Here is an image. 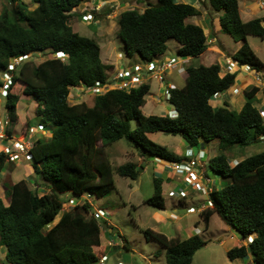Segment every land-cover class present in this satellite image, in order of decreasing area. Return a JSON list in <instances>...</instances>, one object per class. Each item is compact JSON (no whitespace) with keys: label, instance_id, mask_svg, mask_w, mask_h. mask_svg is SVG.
Returning a JSON list of instances; mask_svg holds the SVG:
<instances>
[{"label":"trees","instance_id":"16d2710c","mask_svg":"<svg viewBox=\"0 0 264 264\" xmlns=\"http://www.w3.org/2000/svg\"><path fill=\"white\" fill-rule=\"evenodd\" d=\"M4 1L0 13V72L14 58L35 52L52 56L33 68H23L19 77L14 73L16 67L3 100L11 123L16 124L19 95L15 88L23 79L22 94L36 101L38 125L50 135L49 139L34 140L30 159L25 161L32 174L48 186L47 195L39 196L22 179L6 187L7 204L0 199V249L6 248L5 264H97L104 254V249L99 254L94 252V248L101 249L97 219L89 213V204L83 203L62 212L54 223L68 202L62 196L80 199L87 193L100 199L114 191V170L103 149L121 139L145 159L181 162L180 157L148 138L153 133L179 136L187 148L218 142L219 152L209 159L208 169L228 183L208 194L212 206L200 214L204 228L215 213L242 239L253 235L251 243L233 247L226 257L232 262L250 256L253 264H264V150L232 165L224 154L228 148L248 147L264 137V121L254 106L259 88L245 90L246 102L238 112L230 110L226 102L213 108L210 100L234 85L236 73L221 76L219 64L200 65L186 69L182 88H169L168 102L177 113L175 118L142 114L150 90L146 83L129 91L110 89L94 96L91 106L70 105V88L90 89L96 82L102 85L109 81L110 66L101 62L98 43L79 36L69 25L73 11L83 3L90 5L91 0H31L35 5L31 10L23 0ZM206 1L213 12H222L218 17L220 31L242 42L231 59L262 73L264 64L246 38L264 40V17L244 22L238 0ZM93 7L88 6L81 16L96 15ZM199 13L192 4L157 0L142 12L132 9L120 13L116 37L128 58L136 56L145 63L164 55L170 40L179 46L177 57L196 58L208 48L203 29L188 22ZM99 19L96 16L94 21ZM57 53H63L65 60L55 58ZM131 121L137 123L133 130ZM6 158L1 152L0 172ZM115 172L131 180L138 177V167L131 162L118 166ZM162 182L153 178V194L144 201L158 210L165 209ZM142 234L146 241L164 249L166 264H192L195 253L205 245L198 235L180 240L150 229L142 230Z\"/></svg>","mask_w":264,"mask_h":264},{"label":"rangeland","instance_id":"374dc122","mask_svg":"<svg viewBox=\"0 0 264 264\" xmlns=\"http://www.w3.org/2000/svg\"><path fill=\"white\" fill-rule=\"evenodd\" d=\"M23 1L28 5L30 10L35 7V5L31 3V0ZM156 1L157 0H106L104 1L105 5L103 7H100L99 11H95L96 15H93V18L90 19V22L82 21L80 15H78L79 13H84L85 9L90 5H86L85 3H83L75 9L76 12L73 11L74 14L69 21L70 27H72L79 36L93 39L98 43V45L102 49L101 59L104 62L109 55L108 60L114 66L112 71H110V69L107 71V76L109 79L115 76L120 70L131 71L133 66L144 68L145 63L138 57H136L137 60L133 62L131 61V58L129 59L126 56L122 41L116 37V33L118 30V15L126 10L132 9H136L137 11L142 12L148 5H152L156 3ZM244 1L245 0H240V5L242 8V4H244ZM250 1L255 5L258 3L257 0ZM181 2L192 4L194 7H198L200 16L196 19L195 17H190L188 18V20L192 21V23L198 22L200 24H202L204 19L210 20L209 26H205L204 24L206 28L212 27V25L215 27L216 21H212V19H216L219 16H222V12H213L206 0H200L198 3L199 6L195 2V0H181ZM5 3L6 2L4 0H0V13L3 9V4ZM100 3L103 2L100 0H96L94 3H92V6ZM260 10L262 12L257 14L258 16L264 14V7ZM97 12L99 14H102V16L97 15ZM87 14L91 15L90 13ZM96 16L100 18L99 24H95L93 27H90L89 25L94 22ZM243 18L247 19L245 16H243ZM75 20L78 23L77 26L75 24ZM262 26L264 27V23H262ZM215 37L216 41L210 47H215L216 51H222L221 46H223V48L225 49V51H223L225 55L227 53L232 54L233 52L237 51L239 44L235 42L231 36L219 31ZM246 41L253 52L256 54V56L264 64V40L261 41V39L257 37L248 36L246 38ZM177 46L178 44L173 40H170L167 43V51L165 55L174 56V58L162 60L166 64L170 62L167 69H165V72L163 73L164 84L159 82V79L155 78L154 76L149 79L150 91L145 96V105L142 108V114L144 116H166L170 110H173V107L169 104L168 101L163 98L164 87L167 86L168 88H170L171 86H173L175 88H182L185 85L184 80L178 74V68L182 65H175V61H178L179 63L182 60V58L175 55V53L177 52ZM218 55L221 54L218 53ZM211 56L214 57V59L216 57V55L206 53V55L201 57V59H192L190 65L193 67L199 65H211L213 63V58ZM49 57L52 56L47 53H32L26 60H24L17 66L14 73L19 77L20 71L23 68H33L36 64ZM219 61L222 63V60ZM171 64H173V66H171ZM225 64L226 65H224L223 68H226L229 65L228 62H225ZM185 67H187V65H184V68ZM232 67L233 64H231L230 66V71L232 70ZM222 69H220V71ZM230 73L232 74L234 72ZM262 74L264 75V71ZM257 77L261 78V75H257L256 78ZM22 85L24 86L23 79L20 81L19 86L15 88L16 94L19 95V101L16 106V113L19 117V121L17 124H11L10 126L13 136L17 138L18 141H26L24 135V131L27 128L26 124H28L30 127H33L34 129H36L38 124V120L35 116L36 101L32 99L31 96L22 94ZM103 91L100 90V93H102ZM12 92L14 91L12 90ZM96 95L97 94H93L84 86L70 88L67 102L70 105L84 103L87 106H91L93 104L94 96ZM259 97L260 101H256L254 106L258 109H261L260 106L264 103V87H262L261 92L259 93ZM241 99L243 100L242 96ZM2 103L3 100L0 98V104ZM242 104L243 101L235 99L230 103L229 109L238 112L240 111ZM220 106L222 105L220 104ZM259 113L261 114V116H263L264 121V111H259ZM130 125L131 129L133 130L136 128L137 123L136 121H131ZM41 136L45 137V139H49L50 137L47 131H38V133L34 134V137L29 139V142H34L36 138ZM150 137L152 139V142L156 144L159 143L158 145L161 146L172 144V138H180L179 136H172L164 133H156L151 135ZM193 150L196 152V147L193 148ZM263 150L264 139L261 138L260 142L248 147L234 146L232 148H228L227 150H225L224 154L228 157V159L231 160V158H247ZM103 152L105 157L111 162V166L114 170L113 179L115 190L112 191L108 196L100 199H96L93 196L84 193L80 199L77 200L73 198L71 201L67 196L63 195V200H68V202L66 201V203L61 207V212L55 218L54 223L58 221L62 212H68L76 204H79V206L83 203L89 204V213L93 214L96 209H104L108 212V217L106 219L107 222L111 224L112 236H106L107 232H105V230H101V240L99 237V240L101 241V249L94 250L96 254H99L101 253V251L99 250L104 249V253L108 257V260L104 264H166L164 249L154 241H146L142 234V230L150 229L157 233H165L166 235H169V229L171 228V225L174 223V221L168 219V217L170 214H174L175 216L180 218L178 223L183 227H193L194 225H196L195 223L199 221V228L202 231L205 228L203 222H201L202 220L200 216L198 215V213L192 214L186 212L184 214H181L178 210L176 212H173L172 201L176 199H172L166 196V193L168 188H177V186L174 187L177 181H166L163 179V176L160 177L165 183L164 192L162 195L166 204L165 210H158L144 203V201L151 197L153 194V178L159 177V175L157 176L155 172L157 165L152 164L148 161L140 165L138 161V153L136 152L133 145L128 143L125 139H121L120 141L113 143L111 146L104 148ZM218 152L219 148L217 147V143H210L207 151L208 155L205 156V161L208 162V157L217 155ZM129 162L135 163L138 166V177L136 180L121 177L115 172V169L118 166ZM139 166H142V168H140ZM26 168H29V166L23 160H21V162L17 164L16 161H6L2 171L0 172V199L4 202V204L8 203V198L7 196H5V191L7 189L6 187L22 179L26 180L28 186L32 190L36 191L39 196L43 194L47 195L48 186L40 178H36L32 173H29ZM140 169L142 170L140 171ZM170 170H166L164 173H172V171ZM207 173L210 180H216L217 183H219L218 178L213 177L212 173L209 170ZM222 182L223 184H219V186L218 184H216L215 187L218 186L217 188L220 189V187L222 188L227 185L224 183V180ZM183 187L186 191V194L188 195V197L186 198V202L193 208L197 209L200 205V200L205 199V195L201 193H195L194 188H192L191 190L190 188H187L185 186ZM177 205L179 206L178 202ZM210 217V222L208 223L209 227H207L208 229L206 228L207 231L204 230L202 235L200 236V238L205 242V245L195 253L192 264H231V262L226 257V253L233 247H237L236 241L241 240V237L234 231H229L232 227L226 225L223 221H221L217 214L214 213ZM162 218L166 221H163ZM98 223L99 225L103 226V229L108 228L105 223H102L101 221H98ZM49 227H51V225ZM118 236L123 239L125 245H120L119 247H108L107 242L111 241L110 239L112 238V240H115L117 242ZM243 262L247 263L246 260H244ZM0 264H5L2 248L0 249ZM97 264L99 263L97 262Z\"/></svg>","mask_w":264,"mask_h":264},{"label":"crops","instance_id":"0c3cea01","mask_svg":"<svg viewBox=\"0 0 264 264\" xmlns=\"http://www.w3.org/2000/svg\"><path fill=\"white\" fill-rule=\"evenodd\" d=\"M176 3H183L181 2V0H175ZM198 5L199 1H195ZM238 3H239V14H240V17L242 19V21L244 22H247V21H250L252 19H255V18H261V17H264V14L263 15H260L258 16L257 14H259L260 12H262L257 4L255 5L254 3H252L250 0H245L244 1V4L243 5V8L241 7L240 5V0H238ZM199 6V5H198ZM196 8L198 9V7L196 6ZM76 12V11H75ZM74 14V13H73ZM255 14V15H254ZM79 15V14H78ZM254 15V16H252ZM73 16V15H72ZM71 16V17H72ZM76 16V15H75ZM200 16V13L198 16H195V19L198 18ZM243 16H245L247 19H244ZM81 17V15H80ZM99 21L100 20H95L91 25H89L90 27H93L95 24H99ZM212 21H216L215 22V27L212 25V27H208L206 28L205 26H209L210 25V20H206L204 19L202 24L198 23V22H195V23H192V21L188 20V22L192 23V24H195V25H198L200 26L203 31H204V34L206 36V42H207V50L200 56L196 57V58H182L181 62L178 63V61H175V65H182L181 67L178 68V74L181 76V78L184 80L185 82V78H186V69L188 67H193L191 66V61L192 59H201V57H203L204 55H206V53H209L211 55H216L215 59L214 57L213 58V63L212 64H219L220 68L222 69L225 64V62H230L232 61L231 59V56L235 53L233 52L232 54H226L223 53V51H225V49L223 48V46H221V50L222 51H216L215 47H210L214 44V42L216 41V34L220 31L219 30V24H218V18L216 19H212ZM86 23V22H84ZM75 24L76 26L78 25V23L76 22L75 20ZM205 24V26H204ZM99 27V26H98ZM97 27V28H98ZM72 28V27H71ZM100 28V27H99ZM98 28V29H99ZM73 30V28H72ZM73 32H76L73 30ZM263 41V40H261ZM239 44L238 48L241 46V41H238L237 42ZM179 46H177V49H178ZM100 48V60L103 64L105 65H108L110 66V71L113 70V64L109 62L108 58H109V55H108V58L106 59V61L104 62L102 59H101V54H102V49L101 47L99 46ZM237 48V50H238ZM216 51V52H215ZM221 54V55H218ZM176 55V53H175ZM256 55V54H255ZM171 57H174V56H168V55H161V59H170ZM158 58V57H157ZM130 59V58H129ZM137 59H136V56L132 57L131 58V61L135 62ZM215 60V61H214ZM217 60V61H216ZM219 60H222V63L219 61ZM206 64H210V63H206ZM211 64V65H212ZM184 65H187V67L184 68ZM200 66V65H199ZM203 66V65H202ZM210 66V65H208ZM195 67H198V66H195ZM165 72V71H164ZM231 72H234L236 73V77H235V83L233 86H231L228 90H226L225 92L221 93V95L215 100L213 99L212 101H210V105L213 107V108H216V107H221V105H223L224 102H226L228 105H229V108H230V103L233 102L235 99H239L241 101H243V104L242 106L244 105V103L246 102V97H245V90L247 88H249L250 86H256L259 88V90L257 91L256 95H255V98H256V101H260V97H259V93L261 92V89L262 87H264V75L262 73H256L252 70H250L248 67L246 66H237L235 65V63L233 64V67H232V70ZM226 73V69L224 70V68L221 70L220 72V75L223 76L224 74ZM257 75H261V78H256ZM145 81L144 83L148 84L150 86V83H149V79H150V76L144 78ZM170 88H175L173 86H171ZM150 91V90H149ZM241 96L243 97V100L241 99ZM75 98V97H74ZM221 98V99H220ZM256 103V102H255ZM254 103V104H255ZM216 106V107H215ZM241 106V108H242ZM143 108V107H142ZM142 108H141V112H142ZM240 108V109H241ZM257 108V107H256ZM261 109H258L260 112H263L264 111V103L261 104L260 106ZM17 114V113H16ZM166 116H169V117H175L176 116V111L173 109V110H170L168 112V114ZM17 123L19 121V117L17 115ZM263 118V116H262ZM16 123V124H17ZM153 134H156V133H153ZM153 134H148V138L150 140L151 139V135ZM166 138V137H164ZM170 139V138H169ZM173 143L170 144V145H163L165 148H167L170 152H172L173 154H175L176 156L180 157L181 158V161L184 162L186 159L184 158V154H185V151L187 150V146L185 145L184 141L181 139V138H172ZM210 143H217V147H218V142L217 141H211L209 143H199L197 146H196V149L197 151L195 152L192 149V153L194 155L195 158L198 159L199 161V167L202 169L203 173L208 176V162L205 161V156L208 155L207 151H208V147L210 145ZM159 144V143H157ZM195 148V147H194ZM136 150V149H135ZM136 152L138 153V151L136 150ZM139 157H138V161H139V164L142 165L143 163H145L146 161L148 162H151L152 164H155L157 165V168L155 169V172H156V175L158 176L159 175V179H161L163 181L166 180V181H177L176 184L174 185L175 186H178V188H181L183 185H182V182L179 181V179L177 177H173L172 173H168V174H165L164 172L166 170L169 171V165H168V162L166 161H163V160H160L158 158H153V159H145L144 157H141V155L138 153ZM216 155H213V156H209L208 158L211 159L212 157H214ZM208 159V161H209ZM242 159L244 158H231V160H234L236 162L238 161H241ZM230 160V159H229ZM205 161V162H204ZM135 164V163H134ZM136 165V164H135ZM29 166V165H28ZM137 166V165H136ZM138 167V166H137ZM30 168V166H29ZM29 168H26V170L29 172V173H32L31 172V169ZM210 171V170H209ZM160 176H163V179L160 177ZM213 177H217L218 180H219V183H217L216 180H210L212 182V185H213V189H219L217 188L219 186V184H223V180L225 181L224 183L227 184L228 181L225 180V179H222L221 177H219L218 175H212ZM216 184H218L217 187ZM164 186H165V183L162 182V185H161V188H162V195H163V192H164ZM221 188V187H220ZM168 190H170L168 188ZM167 190V191H168ZM165 195V193H164ZM207 195H205V199L204 200H200V205L197 209H195V211L192 213H198L199 216L200 215V212L202 210H204L205 208H207V205H201V203L203 202H206L207 201ZM173 199V198H172ZM172 209H173V212H176L177 210L181 213V214H184L186 213L185 210L189 207H192L191 205H189L187 202H186V198L182 199V200H174L172 201ZM177 202L179 203V206L177 205ZM164 205H165V208H166V204L164 202ZM101 209V208H99ZM104 210V209H102ZM165 210V209H164ZM201 218V217H200ZM211 218V217H210ZM210 218H209V222H210ZM166 219V218H165ZM168 219L170 220H173L174 223L171 225V228L169 229V235H166L165 233L163 234L164 236H166L168 239L170 238H177V239H180V240H183V239H187L193 235H198V236H201L203 231L207 229H203L202 231L200 230L199 228V221L196 222L193 227H183L181 226V224L178 223V221L180 220L179 217L175 216L174 214H170ZM163 221H166L162 218ZM176 221V223H175ZM201 221V220H200ZM202 222V221H201ZM109 226H111L110 223H108ZM195 227L198 231V234L196 233L195 231ZM208 227H209V224H208ZM205 231V232H206ZM229 231H234L235 233H237L235 230H233L231 228V230ZM109 234H111L112 236V233H106V236H108ZM238 234V233H237ZM119 235V234H118ZM239 235V234H238ZM240 236V235H239ZM235 237V236H233ZM251 238H253L254 236L251 235L250 236ZM100 240H101V237H100ZM246 240L242 239L241 240H237L236 241V244H237V247L241 246V245H246ZM100 246H101V241H100ZM116 247H119V246H116ZM2 248V253H3V258L5 257V253H6V249L5 247H1ZM98 248V247H97ZM125 248V247H123ZM96 249V248H94ZM246 260L247 263H244L243 261ZM231 264H253V261H252V258L250 256H247L246 258H241V259H235L231 262Z\"/></svg>","mask_w":264,"mask_h":264},{"label":"built area","instance_id":"2783aa9c","mask_svg":"<svg viewBox=\"0 0 264 264\" xmlns=\"http://www.w3.org/2000/svg\"><path fill=\"white\" fill-rule=\"evenodd\" d=\"M96 0H91L89 2L90 6L92 3H94ZM103 3L96 4L93 7V11H99L100 7H103L104 0H100ZM258 5L260 8L264 7V0H257ZM92 14H84L82 16V21H89L92 18ZM56 58H60L62 61L65 60V56L62 53L56 54L54 56ZM27 56H22L18 58H14L10 60L9 65L7 66V69L0 72V98L3 100L6 97L7 90L12 84V72L15 70V68L19 65L20 62L25 60ZM170 63V62H169ZM168 64L164 63V61H150L144 63V68H141L139 66H133L132 70H120L117 72L115 76L111 78V82L108 84L101 85L98 82L95 83V86L90 88L89 91H91L93 94H100V90H104L103 92L115 88L118 90H124L128 91L130 89L138 87L142 83V76L144 75H153L155 78L159 79L158 81L164 84L163 79V71L167 69ZM228 66L225 68L227 71H230L231 64L228 62ZM218 97V94L214 95V98ZM163 98L168 101L169 100V89L167 86L164 87L163 92ZM10 117L8 115V112L4 106V101L2 104H0V153H4L7 157L5 161L11 162L16 161L17 163H20L21 160L27 161L30 159L29 155V149L32 146V142H29V139L34 137V134L38 133V131H43L44 129L41 126H37L36 129L33 127H27L24 131L25 140L18 141L17 138H15L12 134V131L10 129L11 126ZM264 139V138H263ZM185 162L181 163H173L170 165V169L173 173L179 175L181 177V181L183 182L185 187H189L191 190L194 188V192L201 193L204 195H208L212 191V187L210 184H212L211 181L208 180L207 176L203 173L202 169L199 167V161L197 158L193 156V153L191 150H186L185 152ZM229 162V160H228ZM230 164H236L234 161H230ZM168 197H175L179 199L186 198L188 195L186 194V191L181 187L175 190H170L167 193ZM83 199V198H82ZM78 200V199H77ZM72 201V199H71ZM88 202V201H87ZM207 205H211L209 201L206 202ZM195 210L192 207H189L186 209L185 212L187 213H193ZM94 217L101 221L102 223H105L108 228L103 229L101 225H99L100 231L105 230V232L111 233V226L108 225L107 217L108 212L106 210L102 209H96L94 212ZM196 233H198L197 229H195ZM109 237L111 234L108 235ZM113 239V238H112ZM107 242L108 247H116L120 245H124V241L121 239V237L118 236V241L112 240ZM249 242H251V239H249ZM108 260V257L106 254H102L99 257L98 263L104 264ZM121 264V263H118Z\"/></svg>","mask_w":264,"mask_h":264},{"label":"clouds","instance_id":"9594fccd","mask_svg":"<svg viewBox=\"0 0 264 264\" xmlns=\"http://www.w3.org/2000/svg\"><path fill=\"white\" fill-rule=\"evenodd\" d=\"M104 1H106V0H104ZM100 4H101V3H100ZM257 6L259 7L258 3H257ZM259 8H260V7H259ZM108 13H109V12H108ZM81 14H82V13H79V15H81ZM98 14H99V13H98ZM99 15H101V14H99ZM82 16H83V15H82ZM82 16H81V20H82ZM92 16H93V15H92ZM92 18H93V17H92ZM88 22H90V20H89ZM57 54H58V53H57ZM62 54H63V53H62ZM63 55H64V54H63ZM54 56H56V54H55ZM64 56H65V55H64ZM27 58H28V56H27ZM27 58H26V59H27ZM55 58H56V57H55ZM65 58H66V57H65ZM173 58H174V57H171L170 59H173ZM26 59H25V60H26ZM58 59H60V58H58ZM156 60L161 61V60H165V59H161V56H159L158 58H155V59H153L152 61H156ZM23 61H24V60H23ZM231 62H232V63H235V65L239 66V65L236 63V61L232 60ZM171 66H173V64H171ZM243 66H246V65H243ZM246 67H248V66H246ZM248 68H249V67H248ZM224 70H225V68H224ZM164 71H165V70H164ZM164 71H163V73H164ZM1 72H2V71H1ZM226 72H228V71L226 70ZM230 72H231V71H230ZM230 72H228V73H230ZM148 76H150V78L153 77V75H149V74H148V75H144V76H142V83H141V84H144V81H145L144 78H146V77H148ZM163 79H164V76H163ZM110 80H111V79H109L108 83L111 82ZM108 83H106V84H108ZM141 84H140V85H141ZM102 85H104V84H102ZM140 85H139V86H140ZM111 89H115V88H111ZM168 89H169V88H168ZM109 90H110V89H109ZM117 90H118V89H117ZM107 91H108V90H107ZM105 92H106V91H105ZM102 93H104V92H102ZM102 93H100V94H102ZM222 93H223V92H222ZM97 95H99V94H97ZM220 95H221V93L218 94V97H219ZM218 97L214 98V96H213L212 99H215V100H216ZM3 100H4V99H3ZM176 116H177V113H176ZM176 116H175V117H176ZM168 117H169V116H168ZM175 117H170V118H175ZM26 125H27V127H30L28 124H26ZM37 126H39V125L37 124ZM43 131H46V130L44 129ZM43 131H41V132H43ZM47 132H48V131H47ZM41 137H42V136H41ZM42 138L45 139V137H42ZM263 138H264V137H263ZM263 138H262V139H263ZM187 150H191V151H192L191 148H187ZM185 152H186V151H185ZM193 156H194V155H193ZM184 158H185V154H184ZM185 159H186V158H185ZM185 161H186V160H185ZM185 161H184V162H185ZM230 161H234V160H229V162H230ZM181 162H182V161H181ZM181 162H178V163H181ZM229 162H228V163H229ZM236 163H237V162H236ZM171 164H173V163H171ZM171 164L168 163V165H169V170H170V165H171ZM229 164H230V163H229ZM230 165H232V164H230ZM170 171H171V170H170ZM172 174H174L173 177H177V178L179 179V181L182 182V181H181V177H180L179 175H177V174H175V173H173V172H172ZM207 178H208V176H207ZM208 180L210 181L209 178H208ZM182 185L184 186L183 182H182ZM210 185H211L212 190H213V185H212V184H210ZM183 186H182V188L184 189ZM187 188H189V187H187ZM175 189H178V186H177V188H174V189L172 188V189H170V190H175ZM170 190H168V191H170ZM168 191H167V193H168ZM167 193H166V196H168ZM195 193H196V192H195ZM197 194H198V193H197ZM203 195H204V194H203ZM207 196H208V195H207ZM187 197H188V196H187ZM187 197H186V198H187ZM170 198H175V197H170ZM175 199L182 200V199H179V198H175ZM183 199H184V198H183ZM207 201H208V197H207ZM207 201H206V202H207ZM206 202L201 203V205H205ZM206 205H207V204H206ZM211 206H212V204H211L210 206L207 205V208H210ZM192 208H193V207H192ZM205 209H206V208H205ZM194 210H195V209H194ZM185 211H186V210H185ZM202 211H203V210H202ZM202 211H201V212H202ZM201 212H200V214H201ZM195 229H196V227H195ZM197 234H198V233H197ZM121 239H122V238H121ZM249 239H251V241H252L253 238H251L250 236H248L246 239H244V240H246V242H245L246 245H247L248 243H251V242H249ZM122 240H123V239H122ZM124 245H125V244H124ZM104 254H105V253H104Z\"/></svg>","mask_w":264,"mask_h":264},{"label":"water","instance_id":"95a60500","mask_svg":"<svg viewBox=\"0 0 264 264\" xmlns=\"http://www.w3.org/2000/svg\"><path fill=\"white\" fill-rule=\"evenodd\" d=\"M142 169H140V171H141Z\"/></svg>","mask_w":264,"mask_h":264}]
</instances>
